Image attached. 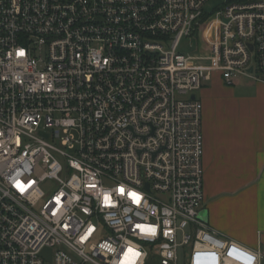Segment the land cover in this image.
Wrapping results in <instances>:
<instances>
[{
    "label": "built area",
    "instance_id": "obj_1",
    "mask_svg": "<svg viewBox=\"0 0 264 264\" xmlns=\"http://www.w3.org/2000/svg\"><path fill=\"white\" fill-rule=\"evenodd\" d=\"M207 1L0 0V264H261L203 214L196 94L264 81V0Z\"/></svg>",
    "mask_w": 264,
    "mask_h": 264
},
{
    "label": "crops",
    "instance_id": "obj_2",
    "mask_svg": "<svg viewBox=\"0 0 264 264\" xmlns=\"http://www.w3.org/2000/svg\"><path fill=\"white\" fill-rule=\"evenodd\" d=\"M203 103L207 221L224 239L258 250L264 264V81L215 72Z\"/></svg>",
    "mask_w": 264,
    "mask_h": 264
},
{
    "label": "clouds",
    "instance_id": "obj_3",
    "mask_svg": "<svg viewBox=\"0 0 264 264\" xmlns=\"http://www.w3.org/2000/svg\"><path fill=\"white\" fill-rule=\"evenodd\" d=\"M15 187H17L20 191L23 192V189H25V184L21 181V180H17L15 182ZM121 189V188H120ZM120 189H118V191L121 193ZM129 195L131 196L132 200L136 203V204H139L140 201H141V196L138 195L135 191H132L129 193ZM105 202H109L110 200V197L109 196H105ZM153 229H154V234L157 233V229L156 228H148V227H145L144 228V231L145 232H148V233H153ZM105 247H107V245H105ZM109 252H112L114 251L113 248H108ZM143 255L142 252L132 248V247H129L127 249V251L123 254V257H122V260L119 261V264H137L138 260L141 258V256ZM169 255V258H171V253H168ZM239 259H242L244 261V264H254L255 260H256V257L251 255V254H244V253H241L239 255ZM115 264V262H114Z\"/></svg>",
    "mask_w": 264,
    "mask_h": 264
},
{
    "label": "rangeland",
    "instance_id": "obj_4",
    "mask_svg": "<svg viewBox=\"0 0 264 264\" xmlns=\"http://www.w3.org/2000/svg\"><path fill=\"white\" fill-rule=\"evenodd\" d=\"M227 2V0H208L205 4V12L207 14H214L217 15L219 14L220 16V11L222 10V8L224 7L225 3ZM213 36V33L211 32V36ZM180 50L182 53H190V54H195L198 53V41L197 38H192V39H183L182 43L180 45ZM39 135L43 136V137H48L49 136V132L48 130H40L38 132ZM148 264H161L160 261V257L156 256V257H150L148 259Z\"/></svg>",
    "mask_w": 264,
    "mask_h": 264
},
{
    "label": "snow or ice",
    "instance_id": "obj_5",
    "mask_svg": "<svg viewBox=\"0 0 264 264\" xmlns=\"http://www.w3.org/2000/svg\"><path fill=\"white\" fill-rule=\"evenodd\" d=\"M18 54H19V55H23L24 53L21 51V52H19ZM23 191H24V189H23ZM120 191H121V193H123V192H124V189L121 188ZM140 227H143V226H140ZM152 234H154V229H153V233H152Z\"/></svg>",
    "mask_w": 264,
    "mask_h": 264
},
{
    "label": "water",
    "instance_id": "obj_6",
    "mask_svg": "<svg viewBox=\"0 0 264 264\" xmlns=\"http://www.w3.org/2000/svg\"><path fill=\"white\" fill-rule=\"evenodd\" d=\"M192 97L194 98L195 95H193ZM203 214H204V216L207 218V211H206V210H204Z\"/></svg>",
    "mask_w": 264,
    "mask_h": 264
},
{
    "label": "trees",
    "instance_id": "obj_7",
    "mask_svg": "<svg viewBox=\"0 0 264 264\" xmlns=\"http://www.w3.org/2000/svg\"><path fill=\"white\" fill-rule=\"evenodd\" d=\"M153 257H155V256H153Z\"/></svg>",
    "mask_w": 264,
    "mask_h": 264
}]
</instances>
